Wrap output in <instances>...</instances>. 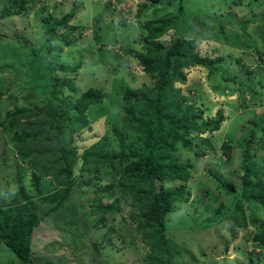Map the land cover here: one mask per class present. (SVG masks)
Here are the masks:
<instances>
[{
	"label": "rangeland",
	"instance_id": "1",
	"mask_svg": "<svg viewBox=\"0 0 264 264\" xmlns=\"http://www.w3.org/2000/svg\"><path fill=\"white\" fill-rule=\"evenodd\" d=\"M183 2L190 7L188 9L200 15L229 14L237 19L238 12H244L243 20H249L253 14L261 15L255 22L248 23V33H244L253 49L260 51L258 47L261 42L264 43L262 1ZM146 3L149 2L114 0L111 7L107 0H26L20 14L6 15L3 8L12 11L17 8V2L0 0V44L13 48L11 51L0 46V89L4 99L1 101L5 102L0 101V121L6 110L18 108L25 110L20 119L26 121L38 115V122L45 127L51 124V132L58 130L62 121L56 120L58 111L49 101L54 99L57 107L66 113L68 128L79 153L88 148L93 154L109 149L107 144L100 145L97 141L102 135L110 134L113 127H118V131L124 130L121 127L125 117V103L122 100L124 88H121L126 85L131 89L145 90V86H153L155 81L144 71L135 55L145 50L146 39L141 33V23L175 12L178 0L149 3L138 12L140 5ZM73 9L75 13L68 22L70 29L66 33L74 42L55 52L54 45L59 46V42L49 43L48 48L42 38L43 17L50 15V23H53ZM203 21L207 22L204 18ZM174 34L175 31L169 29L157 40L167 44ZM226 39H231V36ZM209 45L203 42L201 48ZM232 51L234 57H241V62L235 63L234 57L226 58L225 62H230L222 67V72L229 75L226 80L216 73L209 75L208 69L194 65L184 69V82L175 81L172 88L165 89L164 96L169 100L165 104L169 107L178 97H185L183 103H191L196 111L201 112L203 119H214L218 110H222L225 116L218 130L192 134L190 138L193 142L190 145H178L176 152L171 153L179 156L181 163H187L191 173L185 182L183 196L172 203V210L165 219L172 264H264V244L257 245L253 239L261 227L264 231V208L256 203H242L237 206V212L223 215L235 204L234 197L240 190L242 160L238 141L242 139V127L248 124L250 118H256L253 112L264 114V67L257 66V53L251 49ZM36 57L47 60L48 66L44 60L38 63ZM29 60L35 61L33 67H37L41 76L36 74L35 77L33 73L31 76ZM78 61L80 66L76 67ZM242 63L248 70L256 68L252 77L257 76L255 83L260 85L258 94L253 91L255 83L247 80L249 72L242 70L246 69ZM46 68L47 76L53 82L50 90L45 86L48 78ZM259 75H262L261 79ZM241 85L247 88L248 93ZM89 89L100 90L101 98L90 103L84 112L78 113L75 104ZM145 96L150 101L154 100L153 94ZM29 107L32 109L30 113L27 110ZM134 107V116L141 117L145 111L143 104ZM40 108L42 111L38 114L33 112ZM173 111L170 109L169 113ZM53 113L55 116L50 119ZM182 113V110L178 111V114ZM126 134L125 148L141 147L139 130L130 127ZM49 135L44 132L41 137ZM17 137L19 135L15 132H8L0 125V212H9L11 225L17 223L18 216L19 219L31 213L38 216L39 223L31 234V256L34 261L56 264H146L144 257L149 249L142 244L141 234L135 229L136 224L143 221L137 217L140 212L137 208L125 202L122 203L121 213L108 214L107 226L115 228L112 233H107V226L99 223L100 216L97 214L100 212H93V215L86 213V210H90V197L94 196V190L104 186V180L91 178L97 174L106 177V166L91 159L88 160L91 164L84 162L82 174L76 175L72 195L63 201L62 206L48 211L52 201L41 198L49 197L51 192L58 189L57 181L47 176L40 179L38 188L32 184L31 156L21 158L15 146ZM229 142L232 146L231 157L227 159L222 154V144ZM109 144L112 146L109 150L116 152L119 143L114 140ZM28 146L29 150L39 152L41 149L46 151L50 144L43 139H34ZM260 159L264 166V155ZM259 176L262 178L264 174ZM138 178L133 179L137 182ZM116 180L118 184L124 180L121 171L116 174ZM178 184L179 181L169 179L164 182L165 187ZM100 201L98 199L96 204H100ZM253 216L257 219H252ZM93 243L98 253L93 250ZM0 264L24 263L1 242Z\"/></svg>",
	"mask_w": 264,
	"mask_h": 264
},
{
	"label": "trees",
	"instance_id": "2",
	"mask_svg": "<svg viewBox=\"0 0 264 264\" xmlns=\"http://www.w3.org/2000/svg\"><path fill=\"white\" fill-rule=\"evenodd\" d=\"M147 1L149 3H158L161 0ZM183 1L178 0L175 12L166 14L160 19L145 20L141 23V33L146 39L144 40L145 50L144 52H136L135 55L143 65L144 71L155 81L153 86H145V90L131 89L126 85L121 88H124L122 100L125 103L123 108L125 117L121 124L124 130L118 131V127H113L110 134L102 135L97 141L100 142V145L107 144L108 148L111 149L112 146L109 142L116 140L119 143L117 144L116 152L107 149L99 154H93L88 148L79 153V148L75 144L68 128L66 113L60 107H57L54 99H49V101L58 111L56 120L62 121V126L58 130L51 132V124L45 127L41 122H38V115H33L31 119L26 121L20 119L25 110L18 108L6 110L3 120L0 121V125L4 130L13 131L19 135L15 146L21 158L26 159V157L31 156V165L33 166L31 172L32 184L38 188L40 179L47 176H51L57 181L58 189L51 192L49 197L41 198L43 201L48 199L52 201L48 211H54L62 206L63 201L73 192L72 188L76 184V175L82 174L81 169L84 162L89 163L88 160L91 159L106 166V177L97 174L91 178V180L95 181L104 180V186L99 189L96 187L94 196L90 197V210H86V213L93 215V212H100L101 214H97L100 216L98 221L103 226H107V215L121 213L123 211L122 203L127 202L132 207L137 208L140 211L137 217L143 221L137 223L135 229L137 233L141 234L140 240L142 244L149 249L146 257H144L146 264H172V256L167 246L165 219L172 210V203L183 196L186 188L185 182L190 178L191 173L188 164L181 163L179 156L171 153L176 152L178 145H190L193 142L190 138L192 134L197 135L206 131L213 132L218 130L225 117L222 110H218L214 119H203L201 112L199 110L196 111L191 103H183L186 100L185 97H178L172 107H169L165 104L169 101L164 96L165 89L168 87L172 88L175 81L184 82L186 80L184 69L194 65L208 69L209 75L216 73L226 80L229 75H225L222 72V67L230 64V62H225L226 58L235 56L234 53L231 56L230 52L225 57L216 55L217 46L214 37L216 38L223 34V15L214 13L200 15L196 13L197 11L188 9L190 7L184 4ZM257 1L255 0V2ZM16 2V9L11 11L8 8H3V13L6 15L20 14L25 8L26 0H16ZM149 3L140 5L138 12ZM108 4L110 3L108 2ZM74 9L53 23H50V15L47 14V16L43 17L42 38L47 42L48 48L50 46L49 43L59 42V46L54 45L56 46L55 52H60L62 46H71L74 42L66 33L70 29L68 22L75 13ZM203 18L207 22H204ZM225 21L226 19H224ZM169 29H173L175 34L167 44L157 40ZM230 40L229 42L243 49L253 46L243 32L235 35ZM203 42L206 44L210 43V45L203 49L201 48ZM0 46H3V49L6 47L11 49V51L13 50V48H9L4 43L0 44ZM206 49L210 50L205 52ZM35 59L38 63L44 60L45 65L47 64L48 66L47 60L41 57H36ZM240 59L241 57H234L235 63H240ZM34 62L29 60L28 71L31 72V76L32 73L35 77L36 74L41 76L37 71V67H33ZM241 65L246 68L242 69L243 71L249 72L246 77L247 80L249 82L252 81L251 83L257 82L256 80L253 81L255 75H253L251 80L254 68L248 70L245 64L242 63ZM79 66L80 61L76 63V67ZM45 74L47 78V68ZM34 79L36 80V78ZM241 82H243L242 79ZM52 83L48 77L45 84L48 90L51 89ZM245 84L248 85V83ZM36 86L38 87V85ZM241 86L248 93L247 88L245 89L244 85ZM259 86L257 84L256 88L253 87L254 89L251 88L250 90L253 89L254 93L258 94ZM1 94L2 90L0 89V101L4 100ZM147 94H153L154 100H148L145 96ZM101 95L102 92L97 89L85 91L78 98L75 109L78 113L84 112L87 106L98 101ZM8 98H5V100H8ZM1 102L5 103L4 101ZM137 104H143L145 109L142 116L139 117L140 119L136 118L135 116L137 115L135 114L134 116L133 113L134 106ZM146 106H151V108ZM170 109L174 110L171 114L169 113ZM27 110L30 113L32 109L29 107ZM179 110H182L183 113L178 114ZM33 112L38 114L39 110ZM54 113L51 114L52 118L50 119H53ZM253 113L256 118H250L248 124L242 127V139L238 141L241 147L242 160L240 190L234 197L235 204L229 207L228 212L223 214L224 216L237 212V206L242 203H256L264 208V177L261 178L259 176V174H264L261 173L264 170V166L260 159V156L264 155V114ZM130 127L141 132L139 136L140 148H125L127 141L125 140L126 130ZM44 132H48L50 135L44 136V138L41 137ZM40 138L50 144L47 150L41 149L39 152L29 150V142L34 139L35 141L41 140ZM230 144L231 142L222 144V154L227 159L231 157L230 150L232 146ZM119 171L124 176V180L118 184L116 174ZM87 172L91 173V171ZM137 177L139 178L135 182L133 178ZM167 179L179 181L178 186L165 187L164 182ZM96 197L98 198L96 199ZM103 198L107 201H103ZM98 199L101 200L100 204H96ZM252 219L256 220L257 218L253 216ZM38 223V216L35 213H31L22 219H19L18 216L17 223L11 225L9 212L1 211L0 243L2 242L10 248L21 263L56 264L55 262L34 261L32 259L31 234ZM107 228V233L115 231L112 226H107ZM253 239L257 241V245L264 244L262 227L258 234L253 235Z\"/></svg>",
	"mask_w": 264,
	"mask_h": 264
},
{
	"label": "clouds",
	"instance_id": "3",
	"mask_svg": "<svg viewBox=\"0 0 264 264\" xmlns=\"http://www.w3.org/2000/svg\"><path fill=\"white\" fill-rule=\"evenodd\" d=\"M260 1H262V0H260ZM254 2H255V0H254ZM244 16H245L244 15V12L242 14H239V12H238V17L239 18H237V19H234L229 14L228 15H223L222 17H224V19H226L225 22H224V19H223L224 30H223V34L222 35L217 36L216 38L214 37V39L216 40V43L229 41L230 39H226V37H230L231 36V38H232L235 35L240 34L241 32L248 33L247 30H246L248 23L255 22L259 16L262 17L261 15L253 14V15H250L249 16V20L248 19L247 20H243L242 17H244ZM255 42H258V41H255ZM247 48H252L253 49V46H250V47H247ZM263 50L257 51L255 49H253V51L255 53H257V55H256L257 56V60H258L257 65L258 66L260 65V66H263L264 67V63H263L264 62ZM258 52H261V53L258 54ZM218 55H221V54H218ZM222 56L225 57L224 54H222Z\"/></svg>",
	"mask_w": 264,
	"mask_h": 264
},
{
	"label": "crops",
	"instance_id": "4",
	"mask_svg": "<svg viewBox=\"0 0 264 264\" xmlns=\"http://www.w3.org/2000/svg\"><path fill=\"white\" fill-rule=\"evenodd\" d=\"M262 3H264V1L262 0ZM260 41V40H259ZM258 41V42H259ZM225 44H227V46H226V48H223L224 47V45ZM216 55H218V54H223L224 53V51H227L226 53H224V54H227V53H229V52H231L232 50H236V49H240V50H243V48H241V47H237V46H235L234 44H232L231 42H229V41H225V42H218V43H216ZM260 50H263L264 49V43L263 42H261L260 43V46L258 47ZM245 49H251V51L253 50L252 48H245ZM231 50V51H230ZM233 52V51H232ZM234 53V52H233ZM255 60H256V58H255ZM256 62V61H255ZM256 63H258V62H256ZM258 66V65H257ZM256 68H254V70H255ZM257 76H255V78H256ZM253 78V77H252ZM259 78L261 79L262 78V75H259ZM253 81H255V79L253 80ZM259 84H260V82H259Z\"/></svg>",
	"mask_w": 264,
	"mask_h": 264
},
{
	"label": "water",
	"instance_id": "5",
	"mask_svg": "<svg viewBox=\"0 0 264 264\" xmlns=\"http://www.w3.org/2000/svg\"><path fill=\"white\" fill-rule=\"evenodd\" d=\"M41 111H42V109L40 108L39 112H41ZM92 246H93L94 251L98 253V249H97L95 243H93Z\"/></svg>",
	"mask_w": 264,
	"mask_h": 264
},
{
	"label": "built area",
	"instance_id": "6",
	"mask_svg": "<svg viewBox=\"0 0 264 264\" xmlns=\"http://www.w3.org/2000/svg\"><path fill=\"white\" fill-rule=\"evenodd\" d=\"M107 2H109L111 4V2H114V0H107ZM114 5L111 4V7H113Z\"/></svg>",
	"mask_w": 264,
	"mask_h": 264
}]
</instances>
